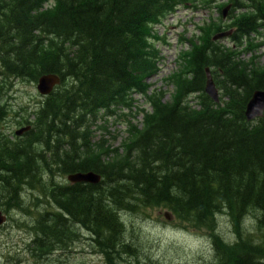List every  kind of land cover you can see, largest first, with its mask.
Here are the masks:
<instances>
[{
    "label": "trees",
    "instance_id": "16d2710c",
    "mask_svg": "<svg viewBox=\"0 0 264 264\" xmlns=\"http://www.w3.org/2000/svg\"><path fill=\"white\" fill-rule=\"evenodd\" d=\"M229 2L228 16L237 14L225 26L219 20L200 28L198 43L179 54L173 92L163 101L145 80L158 62L149 31L172 0H0V77L60 78L31 114L23 107L9 113L0 98V124L15 113L18 126L30 125L12 139L0 131V209L30 218L28 250L37 262L69 249L81 230L107 264L135 258L122 215L161 207L211 234L214 264H264V114L244 116L252 92L264 90V67L238 53L264 27V0ZM228 28L229 46L211 40ZM205 68L221 91L218 103L204 94ZM133 94L149 106L136 112L139 127L122 112ZM100 118L127 123L119 146L111 147L104 133L92 141L90 127ZM88 171L100 181H60ZM32 190L34 200L50 206L25 204L22 195ZM219 214L231 221L232 242L216 231Z\"/></svg>",
    "mask_w": 264,
    "mask_h": 264
},
{
    "label": "rangeland",
    "instance_id": "374dc122",
    "mask_svg": "<svg viewBox=\"0 0 264 264\" xmlns=\"http://www.w3.org/2000/svg\"><path fill=\"white\" fill-rule=\"evenodd\" d=\"M172 1L174 2L172 9L165 14L162 20L152 24L149 31L150 44L158 53V62L156 63V73L145 80L152 84L151 89L163 92V101L169 100L173 92L169 79L179 67V54L190 49L191 41L198 43L201 35L200 28H204L211 21L216 23L219 20L225 26L238 12L237 10L232 11L231 18L227 14L228 9L226 15L221 17V13L216 7L221 5L224 7L228 0H214L208 4L205 3L208 0ZM214 42L225 46L230 45L229 38L217 39ZM238 53L240 54L239 58L244 61L256 56L255 67L262 69L264 67V27L259 30L258 34L252 36V46H248V50L240 48ZM0 86V98L8 103L9 113L10 108L12 111H16L23 107L22 114H31L34 106L42 99L36 90V82L0 77ZM216 88L220 99L221 91L218 87ZM132 98V107L130 109L124 108L122 112L126 114V122L129 121L132 125L139 127L141 115L136 114V112L143 108L149 111V106L143 98L136 94H133ZM191 98L194 101L191 103L196 104L197 99ZM13 115L15 113L9 114L0 124V131L12 136V138L14 131L19 129V126L13 121ZM125 121L100 118L90 127L94 132L92 141H97L99 136L104 133V138L111 144V147L119 146L127 136L128 127ZM60 181L65 182L66 178H60ZM32 193L33 190L23 193L22 197L25 204L34 200ZM36 206L33 207V212H36ZM14 214L17 215L14 216ZM10 216L8 221L4 219V222L0 224V264H107L104 256L97 254L92 249L88 237H81L82 239L72 243L69 249L57 250L51 255H46L41 263L37 262L28 250L31 235L27 227L30 218L20 210L12 211ZM122 221L125 224L131 246L136 250V257L125 255L114 264H138L136 258L140 264L215 263L211 234L206 229L193 228L180 223L164 208L153 207L144 208L136 213L127 212L122 215ZM216 222L217 233L226 242H232L235 235L229 217L225 214H219L216 217ZM254 225L253 221L247 220L245 226L253 228ZM260 235L261 233H256L257 237Z\"/></svg>",
    "mask_w": 264,
    "mask_h": 264
},
{
    "label": "water",
    "instance_id": "95a60500",
    "mask_svg": "<svg viewBox=\"0 0 264 264\" xmlns=\"http://www.w3.org/2000/svg\"><path fill=\"white\" fill-rule=\"evenodd\" d=\"M229 6H226L222 10V15L225 16ZM230 31L217 33L213 36L212 40L227 36ZM60 83V78L56 74H43L36 81V90L39 95H49L55 86ZM204 93L214 102H218V91L215 87L214 81L208 68L205 69V83L203 88ZM264 114V90H254L247 101L244 109V116L246 121H253L256 118L261 117ZM29 126L19 128L15 131L16 135L29 130ZM66 180L69 183H98L100 181V175L92 171L88 172H76L68 174ZM5 216L0 211V224L4 222Z\"/></svg>",
    "mask_w": 264,
    "mask_h": 264
},
{
    "label": "flooded vegetation",
    "instance_id": "af4514ba",
    "mask_svg": "<svg viewBox=\"0 0 264 264\" xmlns=\"http://www.w3.org/2000/svg\"><path fill=\"white\" fill-rule=\"evenodd\" d=\"M11 139H12V136H9ZM76 184V183H75ZM36 203H38L37 204V206L39 205V206H42V207H49L50 206V204H49V202L47 201V200H35V202H34V200H31V202L30 203H27V205L28 204H30V206L32 207V205L33 204H36ZM29 206V207H30ZM51 206H54V205H52L51 204ZM45 208H39V210H44ZM51 209H53V208H51ZM30 210H32L31 208H30ZM12 211H16L17 212V210H11V212ZM50 212H52V211H50ZM3 214H4V216H5V219L8 221L9 220V218L11 217L10 216V212H3ZM15 215H17V214H14V216ZM79 234H80V237H88L87 235H86V232L85 231H83V230H81L80 232H79ZM85 234V235H84ZM30 235H31V240H30V242L32 241V238H33V236H32V232H30ZM82 239V238H81ZM51 254H53V253H51Z\"/></svg>",
    "mask_w": 264,
    "mask_h": 264
},
{
    "label": "bare ground",
    "instance_id": "6f19581e",
    "mask_svg": "<svg viewBox=\"0 0 264 264\" xmlns=\"http://www.w3.org/2000/svg\"><path fill=\"white\" fill-rule=\"evenodd\" d=\"M85 235V234H84Z\"/></svg>",
    "mask_w": 264,
    "mask_h": 264
}]
</instances>
